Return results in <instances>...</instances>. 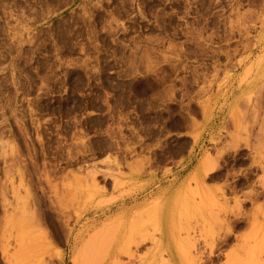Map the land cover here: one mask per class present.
Instances as JSON below:
<instances>
[{
    "label": "rangeland",
    "instance_id": "1",
    "mask_svg": "<svg viewBox=\"0 0 264 264\" xmlns=\"http://www.w3.org/2000/svg\"><path fill=\"white\" fill-rule=\"evenodd\" d=\"M262 192L264 0H0V264L235 256Z\"/></svg>",
    "mask_w": 264,
    "mask_h": 264
},
{
    "label": "bare ground",
    "instance_id": "2",
    "mask_svg": "<svg viewBox=\"0 0 264 264\" xmlns=\"http://www.w3.org/2000/svg\"><path fill=\"white\" fill-rule=\"evenodd\" d=\"M264 194L263 192L262 193H257L254 195L253 199H251L252 201L260 198V197H263ZM249 218L243 214L242 217L240 218H237L235 219V221L233 223H231V225L233 227H236L240 224H249ZM260 226V224H259ZM164 231L163 227L160 228L159 232H160V237L159 239H157L155 237V234H152L151 236H149V241H150V244H152V248L149 251V254H150V262L149 264H182V260L183 258H181L179 255L175 254L174 252L171 251V253L169 254V259L168 260H163L165 262H161L160 260H162V258L160 259L159 257H162L159 256V253L158 250L160 249L161 250V247L163 246V244H165V242L167 241V239H164L165 238V235L164 233H162ZM230 239V237H224L221 241H220V248L221 246L223 245H226L227 244V241ZM141 241V240H140ZM77 242V241H76ZM264 242V234L262 233H258V234H255V235H251L249 238H245L243 240V246H241V251H238L237 253H235V256L233 254H231V256L233 255L234 258H232L230 256V254H227V255H223L221 256L220 254H217V255H214L212 251L209 252L206 260L203 262L204 263H212L214 261H218L221 257L225 258V264H262L264 259L261 258V253H258V252H253V250L251 251L250 249L252 247H257L259 244L263 243ZM140 243V242H139ZM191 244V245H190ZM188 246L190 247V254H188L189 258L191 259V263H194L198 260H200L201 256L199 257L197 254H196V248H195V245L194 243H190ZM137 245V244H136ZM188 247V248H189ZM219 248V249H220ZM149 249V248H148ZM186 252V251H185ZM186 257H187V253H186ZM159 258V261L157 263V260ZM188 259V258H187ZM186 259V260H187ZM190 262V260H188ZM201 261V260H200ZM201 263V262H200Z\"/></svg>",
    "mask_w": 264,
    "mask_h": 264
}]
</instances>
